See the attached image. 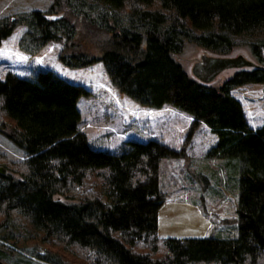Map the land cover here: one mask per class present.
Segmentation results:
<instances>
[{
    "label": "trees",
    "instance_id": "trees-1",
    "mask_svg": "<svg viewBox=\"0 0 264 264\" xmlns=\"http://www.w3.org/2000/svg\"><path fill=\"white\" fill-rule=\"evenodd\" d=\"M16 25L27 28L18 46L29 56L50 42L62 45L61 64L85 68L101 62L117 90L143 107L170 105L204 124L216 137L209 158L238 171L237 236L161 238L157 211L168 193L160 185L164 158L184 157L155 140L127 141L118 154L89 147L79 131L77 102L90 91L52 71L0 80V132L26 157L0 153V240L14 227L46 247L36 256L50 264H264V122L252 129L235 87L264 91V0H52L0 20V44ZM248 34L251 69L219 86L189 77L178 61L188 42L228 54L234 38ZM96 50L99 56L92 51ZM0 243L1 259L12 253Z\"/></svg>",
    "mask_w": 264,
    "mask_h": 264
},
{
    "label": "rangeland",
    "instance_id": "rangeland-1",
    "mask_svg": "<svg viewBox=\"0 0 264 264\" xmlns=\"http://www.w3.org/2000/svg\"><path fill=\"white\" fill-rule=\"evenodd\" d=\"M52 0H0V20L39 10L47 12ZM27 28L16 25L11 34L0 44V80L9 72L21 78L31 79L39 71L49 70L63 80L80 85L90 91L89 97H80L77 109L80 113L79 131L88 139V145L96 151L118 154L125 149L127 141L146 143L155 140L172 150L184 151V157L164 158L160 163L159 176L162 190L175 191L167 194L165 202L157 211V235L161 238H185L213 236L230 239L237 236L236 223H219L236 217L238 200V171L233 165L225 166L222 159L209 158L208 150L216 137L204 124L191 131L193 119L176 108L143 107L135 100L120 93L105 74L101 62L85 68H69L61 64L58 52L62 45L50 42L34 55L29 56L18 46ZM258 36L241 34L234 38L235 46L228 54H218L184 42L178 61L187 75L200 83L192 69L202 57H242L256 64L247 43ZM88 51L90 49H87ZM99 56L96 50H90ZM89 51V52H90ZM251 69V66L229 67L206 83L219 86L235 72ZM231 95L245 111L246 122L256 129L264 122V91L261 84L235 87ZM0 153L9 160L19 161L26 157L25 151L0 132ZM0 167L4 168L0 165ZM5 169V168H4ZM6 170V169H5ZM4 174L18 179L16 174ZM5 233L2 229L0 234ZM11 240L22 236L16 248L5 243L12 253L1 259L3 264H50L36 256L48 254L46 247L28 240L25 233L11 228Z\"/></svg>",
    "mask_w": 264,
    "mask_h": 264
},
{
    "label": "water",
    "instance_id": "water-1",
    "mask_svg": "<svg viewBox=\"0 0 264 264\" xmlns=\"http://www.w3.org/2000/svg\"><path fill=\"white\" fill-rule=\"evenodd\" d=\"M252 66L251 62L242 57H202L199 62L193 66L192 73L200 81L201 84L211 82L214 77L223 69L229 67H245ZM5 169L0 167V173L4 174Z\"/></svg>",
    "mask_w": 264,
    "mask_h": 264
},
{
    "label": "crops",
    "instance_id": "crops-1",
    "mask_svg": "<svg viewBox=\"0 0 264 264\" xmlns=\"http://www.w3.org/2000/svg\"><path fill=\"white\" fill-rule=\"evenodd\" d=\"M3 41V40H2Z\"/></svg>",
    "mask_w": 264,
    "mask_h": 264
}]
</instances>
